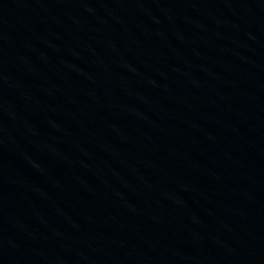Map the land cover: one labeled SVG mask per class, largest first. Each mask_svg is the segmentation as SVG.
I'll use <instances>...</instances> for the list:
<instances>
[{
	"label": "water",
	"instance_id": "1",
	"mask_svg": "<svg viewBox=\"0 0 264 264\" xmlns=\"http://www.w3.org/2000/svg\"><path fill=\"white\" fill-rule=\"evenodd\" d=\"M0 264H264V0H0Z\"/></svg>",
	"mask_w": 264,
	"mask_h": 264
}]
</instances>
